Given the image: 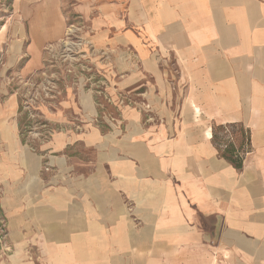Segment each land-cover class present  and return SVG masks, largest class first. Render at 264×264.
<instances>
[{
    "label": "crops",
    "instance_id": "1",
    "mask_svg": "<svg viewBox=\"0 0 264 264\" xmlns=\"http://www.w3.org/2000/svg\"><path fill=\"white\" fill-rule=\"evenodd\" d=\"M70 29L116 118L69 90L30 145L11 80ZM231 124L240 170L212 143ZM0 220V264H264V0H1Z\"/></svg>",
    "mask_w": 264,
    "mask_h": 264
},
{
    "label": "rangeland",
    "instance_id": "2",
    "mask_svg": "<svg viewBox=\"0 0 264 264\" xmlns=\"http://www.w3.org/2000/svg\"><path fill=\"white\" fill-rule=\"evenodd\" d=\"M71 30L67 31L62 42L46 47L40 73L30 78L11 80L15 88L14 93L19 99L20 113L17 119L20 138L24 142L39 140L43 131H49L48 123L39 116L38 110L58 106L69 90L76 97L82 96L83 93L88 95L96 104L99 116L116 118V110L102 88V77L97 76L92 70L93 66L89 64L91 60L86 56V44L81 43ZM83 100L88 99L85 97ZM216 127L218 126L214 125L212 130ZM216 137L221 151L232 145L241 156L247 154L249 146L245 138L244 141L241 140L236 130L228 128L218 131ZM197 226L204 232L205 240L212 244L217 240L218 231L224 228V220L222 216H200ZM13 253L14 250L11 249L8 254H4L0 248V260L10 257ZM22 256L25 260H33L35 263H38L40 258L38 252L32 249L24 250Z\"/></svg>",
    "mask_w": 264,
    "mask_h": 264
},
{
    "label": "trees",
    "instance_id": "3",
    "mask_svg": "<svg viewBox=\"0 0 264 264\" xmlns=\"http://www.w3.org/2000/svg\"><path fill=\"white\" fill-rule=\"evenodd\" d=\"M231 128L233 130H236L238 134L241 137V140L244 141V138L247 142V145L249 144V133L248 131L244 130L243 126L237 125V124H231V125H226V126H218L213 129L212 133V143L214 146H216L218 155L229 162L235 169L240 170L242 168V161H243V156L239 154V152L234 148V146L229 145L225 148V150L221 151L218 147L217 143V137H216V132L218 131H224L225 129ZM242 145V144H241Z\"/></svg>",
    "mask_w": 264,
    "mask_h": 264
},
{
    "label": "built area",
    "instance_id": "4",
    "mask_svg": "<svg viewBox=\"0 0 264 264\" xmlns=\"http://www.w3.org/2000/svg\"><path fill=\"white\" fill-rule=\"evenodd\" d=\"M6 238H7L6 227H5L4 222L2 220H0V248L3 250L4 254H8V252H10V250H11V247L6 242Z\"/></svg>",
    "mask_w": 264,
    "mask_h": 264
},
{
    "label": "bare ground",
    "instance_id": "5",
    "mask_svg": "<svg viewBox=\"0 0 264 264\" xmlns=\"http://www.w3.org/2000/svg\"><path fill=\"white\" fill-rule=\"evenodd\" d=\"M65 45V44H64ZM69 47H70V45H69Z\"/></svg>",
    "mask_w": 264,
    "mask_h": 264
}]
</instances>
